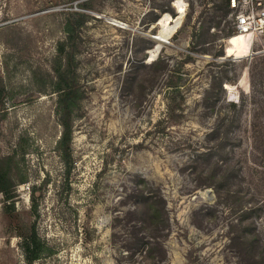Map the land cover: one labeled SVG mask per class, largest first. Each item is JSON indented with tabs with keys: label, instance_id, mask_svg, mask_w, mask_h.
Wrapping results in <instances>:
<instances>
[{
	"label": "rangeland",
	"instance_id": "obj_1",
	"mask_svg": "<svg viewBox=\"0 0 264 264\" xmlns=\"http://www.w3.org/2000/svg\"><path fill=\"white\" fill-rule=\"evenodd\" d=\"M176 1L0 0V171L11 191L0 193V264H28L33 228L52 254L32 264H240L233 205L195 187L191 161L235 163L254 194L244 206L264 207V34L237 35L222 0H180L181 21L156 51ZM73 13L85 15L69 49L81 99L65 163L50 90L68 61L57 47ZM241 98L243 108L228 105ZM155 190L169 226L157 240L164 257L155 247L148 261L126 246L134 231L155 246L136 212ZM248 218L264 240V210Z\"/></svg>",
	"mask_w": 264,
	"mask_h": 264
},
{
	"label": "trees",
	"instance_id": "obj_2",
	"mask_svg": "<svg viewBox=\"0 0 264 264\" xmlns=\"http://www.w3.org/2000/svg\"><path fill=\"white\" fill-rule=\"evenodd\" d=\"M222 4L229 10L227 0H222ZM84 19V14L73 13L63 26L65 38L59 42L57 52L60 59L63 58L68 61L63 68L56 70L57 80L51 84L50 90L52 93L57 94V114L61 126V133L57 145L65 163L68 162L71 154L73 111L76 103L81 99L75 85L74 76L71 75L72 54L69 49L74 43L73 41L79 27L84 23ZM159 65L160 61L155 60L150 65V68L156 70ZM208 99V97H204L205 102ZM223 99L226 101L225 96ZM181 101L183 103L184 98H181ZM245 101L244 98H241L240 101L230 102L228 105L235 110L237 107L243 108ZM231 123L232 121H230ZM250 127L252 129L254 148L257 151L258 145L256 143L262 139L261 136H258L260 131L257 117H254ZM213 132L215 135L218 134L217 130L212 131V134ZM227 137L228 135L223 138ZM221 138L219 136V141ZM205 156V154H200L191 161L193 169L198 173L195 187L211 188L217 198V202L220 203L224 200L232 203V211L236 215L228 225L229 240L236 249L240 264H264V240L261 239L258 230L256 231L254 219L248 218L251 212L260 213L264 210V207L259 206L257 203L250 204L249 207L244 206L247 203L246 200L248 197H250L249 201L254 199V194H250L248 187L244 186L245 177L244 173L240 171L241 168L239 166L235 163L225 164L219 161L212 162L210 159L207 161ZM7 179V173L0 171V193L6 196L7 199H10V184ZM136 212L141 215L140 223L148 231V237L155 242V246H146L147 244L143 238H140L138 232L134 231L130 233L129 246H126V251L131 256L137 253H139L138 255L143 254L148 261H151L157 256L154 251L155 247H157L161 257H164V249L157 240L159 235L168 228L169 220L165 211V202L160 192L156 190L146 191L142 197V202L136 208ZM198 213L203 214L202 210H199ZM22 249L28 264H32L35 260H38L42 253H47V256L52 254L50 248H45L42 245L35 228L31 230L29 237L25 238Z\"/></svg>",
	"mask_w": 264,
	"mask_h": 264
},
{
	"label": "built area",
	"instance_id": "obj_3",
	"mask_svg": "<svg viewBox=\"0 0 264 264\" xmlns=\"http://www.w3.org/2000/svg\"><path fill=\"white\" fill-rule=\"evenodd\" d=\"M230 16L239 34H264V0H227Z\"/></svg>",
	"mask_w": 264,
	"mask_h": 264
},
{
	"label": "bare ground",
	"instance_id": "obj_4",
	"mask_svg": "<svg viewBox=\"0 0 264 264\" xmlns=\"http://www.w3.org/2000/svg\"><path fill=\"white\" fill-rule=\"evenodd\" d=\"M174 5L177 9V13L179 16L177 17L174 25H172V26L169 23L170 16L168 14L164 15L159 20L158 24L161 26V30L159 31V33L154 38L157 41L156 51L159 50L161 44L166 43L167 39H169V37L173 34L175 29L178 27V25L181 21V18L185 12L184 4L182 3V1L178 0L174 3ZM237 35H253V33H243V34L238 33Z\"/></svg>",
	"mask_w": 264,
	"mask_h": 264
},
{
	"label": "water",
	"instance_id": "obj_5",
	"mask_svg": "<svg viewBox=\"0 0 264 264\" xmlns=\"http://www.w3.org/2000/svg\"><path fill=\"white\" fill-rule=\"evenodd\" d=\"M155 38V37H154ZM210 192V191H209Z\"/></svg>",
	"mask_w": 264,
	"mask_h": 264
}]
</instances>
